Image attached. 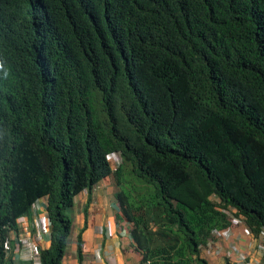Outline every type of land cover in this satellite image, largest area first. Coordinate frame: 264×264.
<instances>
[{"label":"trees","instance_id":"trees-1","mask_svg":"<svg viewBox=\"0 0 264 264\" xmlns=\"http://www.w3.org/2000/svg\"><path fill=\"white\" fill-rule=\"evenodd\" d=\"M110 175L142 264H208L231 217L264 230V0H0V264L39 200L62 264Z\"/></svg>","mask_w":264,"mask_h":264},{"label":"crops","instance_id":"crops-1","mask_svg":"<svg viewBox=\"0 0 264 264\" xmlns=\"http://www.w3.org/2000/svg\"><path fill=\"white\" fill-rule=\"evenodd\" d=\"M118 191L114 177L108 176L95 184L90 192L84 190L76 196L70 210L72 229L62 264H142V255L131 236V225L121 214ZM44 214V201H40L38 215ZM33 218V214L22 217L19 232L34 235ZM244 228L243 225L233 227L228 239H214L219 253L206 255L202 249V257L208 264H230L226 252L232 245L258 260L255 241L244 234ZM78 236L83 247L81 263L76 256ZM37 246L47 248L49 235H42ZM14 253V260L24 263L27 251L21 249L17 253L15 248Z\"/></svg>","mask_w":264,"mask_h":264},{"label":"built area","instance_id":"built-area-1","mask_svg":"<svg viewBox=\"0 0 264 264\" xmlns=\"http://www.w3.org/2000/svg\"><path fill=\"white\" fill-rule=\"evenodd\" d=\"M106 159L110 162H117L118 155L117 154H108L106 156ZM39 200L36 203L32 205V214H33V223L32 228L34 230V235L32 233L24 234L22 232L17 231L15 233L14 239L16 242V250L17 253L22 249L27 251V256L25 257L24 263H20L19 261L15 260V264H40V257L37 251V240L41 239L42 235H48L49 233V224L46 217V213L44 215H38V207L40 205ZM229 216L231 217V213L235 212L234 209L229 211H225ZM233 226L226 227L221 230H216L212 233L211 239L208 241V243L205 246L201 247V250L203 249V252L206 255H213L218 254L219 251L217 250V244L213 241L214 239H228L231 235V231L233 227H237L244 224L242 223V217H231ZM20 222V219L18 223ZM19 225V224H18ZM244 234L249 235L254 241H255V250L257 255L259 256L258 260H254L251 258L248 254L240 250L236 246H230L228 251L226 252V256L228 258V261L230 264H264V230H261L257 237H254L251 235V233L248 231L247 227L244 226ZM21 254V252H20Z\"/></svg>","mask_w":264,"mask_h":264},{"label":"clouds","instance_id":"clouds-1","mask_svg":"<svg viewBox=\"0 0 264 264\" xmlns=\"http://www.w3.org/2000/svg\"><path fill=\"white\" fill-rule=\"evenodd\" d=\"M108 154H116V153H108ZM107 154V155H108ZM106 155V156H107ZM117 155H118V161L115 163V162H110V161H108L107 159V162L110 164V167H111V170H112V172H114L118 167H119V165H121V163H122V160H121V156H120V154H118L117 153ZM110 176H112V175H110ZM26 217V216H25ZM15 233L16 232H14L13 233V239H14V236H15ZM14 241H15V239H14ZM15 246H16V242H15ZM16 248V247H15Z\"/></svg>","mask_w":264,"mask_h":264},{"label":"rangeland","instance_id":"rangeland-1","mask_svg":"<svg viewBox=\"0 0 264 264\" xmlns=\"http://www.w3.org/2000/svg\"><path fill=\"white\" fill-rule=\"evenodd\" d=\"M125 170V171H124ZM124 170H123V178H125L126 180H129V179H131V178H133L130 174H129V171L126 169V168H124ZM125 187V189H128L129 190V187L131 186V185H129V184H127V185H124ZM131 189V188H130Z\"/></svg>","mask_w":264,"mask_h":264}]
</instances>
